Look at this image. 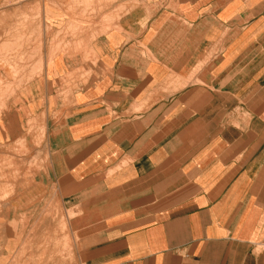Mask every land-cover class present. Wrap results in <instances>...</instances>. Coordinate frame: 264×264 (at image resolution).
Wrapping results in <instances>:
<instances>
[{"label": "crops", "instance_id": "1", "mask_svg": "<svg viewBox=\"0 0 264 264\" xmlns=\"http://www.w3.org/2000/svg\"><path fill=\"white\" fill-rule=\"evenodd\" d=\"M4 87L0 264H264V0H0Z\"/></svg>", "mask_w": 264, "mask_h": 264}, {"label": "rangeland", "instance_id": "2", "mask_svg": "<svg viewBox=\"0 0 264 264\" xmlns=\"http://www.w3.org/2000/svg\"><path fill=\"white\" fill-rule=\"evenodd\" d=\"M11 94H12V88L4 87L2 94H0V97L3 101H5L11 96ZM0 164H1L0 165V172H7V171L10 172L11 171V161L9 159L8 160H4V159L2 160L1 159ZM20 171H21V164L17 165V167L14 169L15 177H17V178L22 177V174L20 173ZM11 176H12V174L10 173V178L7 181H5L6 183H8V181L11 179ZM27 176H28V174H26V177ZM4 190L6 191L5 193H4ZM4 190L2 191L0 198L5 197L9 194V191H7V189H4ZM69 216H70V214H69ZM60 229H61V231H63L64 225H61ZM62 252H63V254H65V253L68 254V252H69V248L64 243L62 245Z\"/></svg>", "mask_w": 264, "mask_h": 264}, {"label": "bare ground", "instance_id": "3", "mask_svg": "<svg viewBox=\"0 0 264 264\" xmlns=\"http://www.w3.org/2000/svg\"><path fill=\"white\" fill-rule=\"evenodd\" d=\"M3 103H4V101L1 99V97H0V112L2 111V109H3ZM5 107V106H4ZM8 137V136H7ZM3 138H4V136H3ZM2 160L4 159V160H8V158L6 159L4 156L1 158ZM10 163V162H9ZM8 166V165H7ZM10 167V166H9ZM10 178V172H0V184L1 185H5L6 184V182L5 181H7L8 179ZM6 191L4 190V193H5ZM18 263V262H17Z\"/></svg>", "mask_w": 264, "mask_h": 264}]
</instances>
